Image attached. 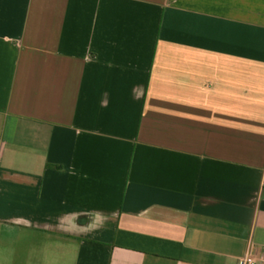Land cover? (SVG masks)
I'll list each match as a JSON object with an SVG mask.
<instances>
[{"label": "crops", "instance_id": "1", "mask_svg": "<svg viewBox=\"0 0 264 264\" xmlns=\"http://www.w3.org/2000/svg\"><path fill=\"white\" fill-rule=\"evenodd\" d=\"M264 264V0H0V264Z\"/></svg>", "mask_w": 264, "mask_h": 264}, {"label": "built area", "instance_id": "2", "mask_svg": "<svg viewBox=\"0 0 264 264\" xmlns=\"http://www.w3.org/2000/svg\"><path fill=\"white\" fill-rule=\"evenodd\" d=\"M238 264H256L254 258V248L251 241L248 242L246 252L242 258H240Z\"/></svg>", "mask_w": 264, "mask_h": 264}]
</instances>
